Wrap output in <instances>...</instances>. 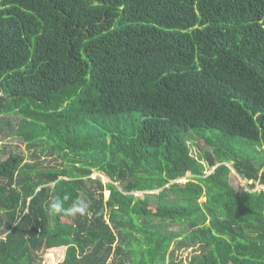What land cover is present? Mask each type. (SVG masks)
I'll list each match as a JSON object with an SVG mask.
<instances>
[{
  "label": "trees",
  "instance_id": "16d2710c",
  "mask_svg": "<svg viewBox=\"0 0 264 264\" xmlns=\"http://www.w3.org/2000/svg\"><path fill=\"white\" fill-rule=\"evenodd\" d=\"M0 113V264H264V0H0Z\"/></svg>",
  "mask_w": 264,
  "mask_h": 264
},
{
  "label": "rangeland",
  "instance_id": "374dc122",
  "mask_svg": "<svg viewBox=\"0 0 264 264\" xmlns=\"http://www.w3.org/2000/svg\"><path fill=\"white\" fill-rule=\"evenodd\" d=\"M20 118L17 115L12 114H6V113H0V161L2 159H5L6 156L3 155L5 152H13L23 157L24 161H31L30 158V152L27 149L26 142L19 136L14 135L11 129L9 128H15ZM216 132L215 130H213ZM238 138V142L242 139L240 137ZM190 146V152L193 156H198L199 154L203 155L205 152L211 151L210 148L206 147L204 140L198 137H193L192 140L189 141ZM256 155L260 158L264 157V152H262L259 148L256 150ZM45 158L44 162L47 161L45 164H48L51 160L50 158ZM230 165V164H229ZM213 168H209L208 172H211ZM190 176L189 173H187L183 178H179L181 182H186L187 177ZM92 177H99L103 184L110 182L109 178H107L105 175H103L100 172L94 171L92 173ZM230 182L233 188L236 191H241L242 189L252 190V191H259L261 189H264V186L256 185L254 188H250L249 184L252 181L246 180L244 177L240 176L238 173L235 172V170L231 167V174H230ZM115 185H117L115 183ZM157 192V191H156ZM135 196L137 197H143L142 192H135ZM105 198L108 196V191L104 192ZM205 200V197H202L200 199L201 202ZM178 241L177 239L173 245L172 249L174 251V255L177 253L178 258H181L184 263H188L189 256L193 253L191 252V249H185V246L180 248V250H176L174 248L178 247ZM63 253L62 250H48L44 252L43 261L49 262V263H56L62 259L61 254ZM167 264V263H166Z\"/></svg>",
  "mask_w": 264,
  "mask_h": 264
},
{
  "label": "clouds",
  "instance_id": "9594fccd",
  "mask_svg": "<svg viewBox=\"0 0 264 264\" xmlns=\"http://www.w3.org/2000/svg\"><path fill=\"white\" fill-rule=\"evenodd\" d=\"M68 196H64L63 198L57 197L55 200H52L48 209L51 214L59 215L63 214L66 216H85L89 210V203L84 198H77L74 200L70 207L64 206V201L68 200Z\"/></svg>",
  "mask_w": 264,
  "mask_h": 264
},
{
  "label": "water",
  "instance_id": "95a60500",
  "mask_svg": "<svg viewBox=\"0 0 264 264\" xmlns=\"http://www.w3.org/2000/svg\"><path fill=\"white\" fill-rule=\"evenodd\" d=\"M129 180H131V178H129ZM129 180H128V181H129ZM128 181H122L120 185H121L122 187H124V186L127 185V182H128Z\"/></svg>",
  "mask_w": 264,
  "mask_h": 264
},
{
  "label": "built area",
  "instance_id": "2783aa9c",
  "mask_svg": "<svg viewBox=\"0 0 264 264\" xmlns=\"http://www.w3.org/2000/svg\"><path fill=\"white\" fill-rule=\"evenodd\" d=\"M178 182H181L179 179H177Z\"/></svg>",
  "mask_w": 264,
  "mask_h": 264
}]
</instances>
